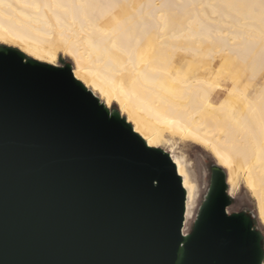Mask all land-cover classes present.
Returning <instances> with one entry per match:
<instances>
[{
  "label": "water",
  "instance_id": "1",
  "mask_svg": "<svg viewBox=\"0 0 264 264\" xmlns=\"http://www.w3.org/2000/svg\"><path fill=\"white\" fill-rule=\"evenodd\" d=\"M186 197L170 153L72 63L0 45V264L263 263L264 233L253 213L228 211L221 166L211 165L189 232Z\"/></svg>",
  "mask_w": 264,
  "mask_h": 264
},
{
  "label": "bare ground",
  "instance_id": "2",
  "mask_svg": "<svg viewBox=\"0 0 264 264\" xmlns=\"http://www.w3.org/2000/svg\"><path fill=\"white\" fill-rule=\"evenodd\" d=\"M0 41L54 65L66 53L74 76L108 108L117 104L150 146L169 144L171 133L205 148L228 193L251 194L264 227V74L252 92L237 77L218 100L225 70L264 72V0H0ZM174 142L186 226L201 185Z\"/></svg>",
  "mask_w": 264,
  "mask_h": 264
},
{
  "label": "rangeland",
  "instance_id": "3",
  "mask_svg": "<svg viewBox=\"0 0 264 264\" xmlns=\"http://www.w3.org/2000/svg\"><path fill=\"white\" fill-rule=\"evenodd\" d=\"M0 45H8L6 43H4L3 41H0ZM15 47V46H13ZM17 49L20 50L19 47H15ZM22 51V50H20ZM23 52V51H22ZM25 53L27 56L34 58L32 55ZM36 59V58H34ZM39 60V59H37ZM42 62H47L45 60H39ZM65 62H70L72 63L73 60L70 58V56H68L66 53H63L62 51L58 52V57L56 58V63H58L59 65H65ZM181 62V60L179 61V63ZM52 64V63H51ZM221 64V59H218L213 66H211V68L207 71L206 76L207 77H211L216 68ZM263 74L264 72H261V74H259L258 76H256L254 79L251 78L250 72L245 73L244 75H241L240 73H234L231 69H227L223 72V76L221 79V83L225 86V90L218 96V100L225 95V92L227 90L228 87H230L233 82L236 80L237 77H240V85L244 86L246 85L248 82H250L251 84L248 86L247 91L252 92L257 85L263 80ZM111 109H118L117 104H113V106L111 107ZM165 132H169L168 130H164ZM167 133H165L166 135ZM171 134V133H170ZM169 133L167 134L166 138H169V144L165 143L163 145H161L160 147L163 148L164 150H171V144L174 142V146H176L177 148H181L187 155L189 161H190V167L192 168V171L194 172V174L197 176V178L200 180V185H201V194H200V199H199V203L198 206L201 204L203 196L206 192V189L210 183V178H211V165L213 163H216V160L213 158V156L203 147L195 145V144H191L190 142H184L181 139L177 138L179 137L178 135L175 136V134H173L171 137ZM175 138V140H174ZM179 139V140H178ZM178 141V142H177ZM191 159V160H190ZM242 189V191H241ZM240 189V193L231 196L232 197V203L230 204V206L228 207V210L230 213L232 212H236V211H247V212H251L255 215V224L256 226L264 233V227L261 224V222L259 221V218L257 216V211H256V202L253 199V197L251 196V194L247 191V189L245 187ZM198 207L196 209L195 214L197 213ZM193 222L194 219H191V222L188 225H184V231L185 232H189L192 229L193 226Z\"/></svg>",
  "mask_w": 264,
  "mask_h": 264
},
{
  "label": "snow or ice",
  "instance_id": "4",
  "mask_svg": "<svg viewBox=\"0 0 264 264\" xmlns=\"http://www.w3.org/2000/svg\"><path fill=\"white\" fill-rule=\"evenodd\" d=\"M81 93L83 94V96L85 97L86 102L91 103L93 106H98L99 102L97 100L91 99L90 95L87 93H83V90L81 89ZM99 110V108H98ZM104 117L107 118L108 113L104 112L103 113ZM129 134L131 133V129L128 130Z\"/></svg>",
  "mask_w": 264,
  "mask_h": 264
}]
</instances>
